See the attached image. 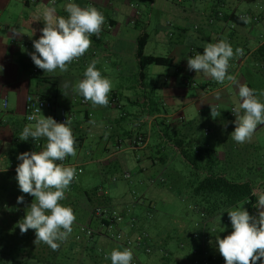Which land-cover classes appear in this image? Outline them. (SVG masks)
<instances>
[{
	"label": "crops",
	"instance_id": "0c3cea01",
	"mask_svg": "<svg viewBox=\"0 0 264 264\" xmlns=\"http://www.w3.org/2000/svg\"><path fill=\"white\" fill-rule=\"evenodd\" d=\"M193 1L0 0V65H3V71L0 72V213L6 206H13L15 209L20 205H30L34 200L33 196L19 190L15 169L21 161L17 157L23 152L42 151L46 139L34 141L29 138L21 141L19 136L26 125L32 124L25 118L27 97L52 95L57 106L64 107L69 114L73 135L76 140L80 139L76 148L83 147L88 139L94 142L91 150L86 153L91 157L90 161L84 163L79 155L75 161L65 159V166L80 168L82 173L70 184L66 198L60 201L74 210L75 227L84 225L80 222L86 221L85 226L95 227L96 234L100 232L93 241L86 242L88 247L94 246L99 256L103 252L111 253L113 249L122 250L112 236L101 234L102 220L100 223V219L93 215L92 208L93 205H102L124 214L125 219L115 230L133 239L143 236L146 238V245L153 247L154 255L151 256H147L143 249L137 250L142 264H181L179 259L184 257L187 258H184L187 264H194L193 257L188 258L186 250L180 247L181 250L178 246L171 247V243L177 237L186 241L190 237L194 239L193 234L200 227L196 226L199 219L195 222L194 219L187 220V217H169L149 226L144 213L138 212L146 207L152 208V212L156 197L164 203L170 202V198L167 199L166 178H163L164 181L160 180V186L156 185L159 175H152L145 180L140 178V196L137 195L138 192L126 191L118 183L134 180L126 171L129 168H122L134 166L129 151L135 154L138 172L144 173L150 168H165L166 173V168H170L172 161L182 157L176 141H182L187 146L188 133L185 131L192 129L191 126L211 109V104L228 110V104L239 101L235 84L227 80L221 84L202 73L188 70L187 58L194 57L197 53L202 54L205 43L226 39L234 50L237 47H242L243 50V55L232 58L230 64L239 58V64L243 67L264 43V0H217L211 11L204 12L195 11ZM242 2H253L258 6L255 11L239 12ZM68 3H76L82 8L96 7L104 15L105 23L98 37H90L92 45L89 50L72 62L67 72L61 73L57 69L53 73H45L34 65L30 56L35 51L33 40L39 39L42 35L40 30L44 27V21L37 18L49 7H55L57 16L67 17L64 6ZM149 9L153 12H148ZM154 10L160 14L155 17L156 20H153ZM232 14L240 17L247 15L250 23L240 25L224 19L226 15ZM190 23L192 24L189 25ZM143 34L149 36L146 55L173 61L171 66H149L144 77L137 57L138 39ZM149 44L164 48V53H147ZM92 60L98 61L96 67L102 76L112 81L107 107H93L91 102L83 105L80 100L84 98L72 91L71 86L84 78L86 67ZM228 72L239 80V70L234 71L230 66ZM64 82L70 85L66 90L67 96L60 87ZM238 82L244 84L241 79ZM132 91H135V96H129ZM44 112H47V117H52L51 111ZM224 115L228 118L231 116L229 111H225ZM179 125L182 128L179 129ZM154 134L157 138L152 143ZM138 137L143 138L141 146L132 144ZM250 141L249 146L252 144ZM233 144V154L228 149L225 153L213 149L218 153V165H230V160L234 165L237 164V150L247 145V142L238 144L233 141ZM206 146L205 148H210L208 144ZM85 164L102 168L88 171L84 168ZM88 172L92 174L91 178L100 180L98 185L87 187L83 177ZM125 174L130 175L129 180L124 178ZM263 183L261 181L259 187ZM106 184L111 186L107 187ZM94 189L98 191L92 192ZM86 192L90 194L89 197ZM21 195L24 196V202L18 204L17 197ZM246 205L249 206L248 203ZM216 217L210 222L201 221L203 228L200 229L208 237L212 251L218 250V245L214 244L212 238L215 232L211 235L209 229L214 222L217 223ZM71 234L76 235L75 231ZM201 241L202 245V238ZM191 242L192 240L189 244ZM216 253L211 252L213 259ZM162 255L168 257L169 261L163 259ZM197 259H202V256ZM95 264L110 263L97 261Z\"/></svg>",
	"mask_w": 264,
	"mask_h": 264
},
{
	"label": "clouds",
	"instance_id": "9594fccd",
	"mask_svg": "<svg viewBox=\"0 0 264 264\" xmlns=\"http://www.w3.org/2000/svg\"><path fill=\"white\" fill-rule=\"evenodd\" d=\"M64 10L67 17L57 16L55 7H49L37 18L44 21V27L39 39L33 40L35 51L30 56L34 65L45 73L57 69L61 73L67 72L69 65L89 50L92 45L90 37H98L105 23L104 15L94 6L82 8L76 3H68ZM241 19L250 23V18ZM241 55V48L234 50L226 39H221L216 43H205L202 54L187 58L188 70L202 73L221 84L227 80L237 86L239 101L231 109L235 128L230 137L238 144L249 142L258 126L264 125V102L259 99L264 96V91L257 95L255 89L239 84L228 72L230 60ZM97 63L92 60L86 67L84 78L71 87L93 107H107L113 85L110 79L102 76ZM2 71L3 65H0ZM60 87L67 96L69 83L64 82ZM210 115L213 119L221 115L217 105L211 104ZM28 119L34 123L23 128L19 139L37 141L44 138L46 144L40 152H23L17 157L21 161L15 169L19 190L34 197L17 226L21 234L34 230L36 245L44 243L56 251L60 247L58 242L65 241L72 233L76 220L73 209L60 203L77 175L75 167L62 163L67 157L77 155L76 138L69 118L63 123L57 122L51 116L42 115L38 107ZM254 195L257 197L254 205L257 215H251L243 206L245 203L238 204L227 210L232 232L223 238L216 236L218 251L225 264H257V261L264 264V190H257ZM23 202V195L17 197L18 204ZM133 258L129 248L113 249L110 253L111 264H131ZM105 259L109 256L106 255Z\"/></svg>",
	"mask_w": 264,
	"mask_h": 264
},
{
	"label": "rangeland",
	"instance_id": "374dc122",
	"mask_svg": "<svg viewBox=\"0 0 264 264\" xmlns=\"http://www.w3.org/2000/svg\"><path fill=\"white\" fill-rule=\"evenodd\" d=\"M217 0H194L193 1V7L195 11L197 12H204V10L211 11L216 6ZM150 6V4L148 3ZM186 5V3H184ZM258 5L253 2H242L241 7L239 9V12H248V11H255L256 7ZM148 12H153V10L149 9ZM160 14L154 10V19L155 17H158ZM194 23V22H192ZM190 23L189 25H191ZM242 48V47H241ZM147 53H156L161 54L164 53V48L156 46L154 44H149ZM239 60V58H237ZM238 60H233L230 66L234 69V71L239 70V80L241 79V83L244 82V84H247L248 87L255 89L257 91V95H259L260 91H264V68L260 66L259 63L252 60L249 61L247 64L245 62V66H240ZM239 83V82H238ZM237 88V86H236ZM234 88H232L233 92ZM135 91L130 92L129 96H135ZM259 99L264 102V96L259 97ZM234 103L228 104L229 109L226 108H218L219 111H221V115L217 117L216 119H213L210 115L211 109L207 110L206 114L200 118L199 121H197L196 124H194L191 130H186V143L187 148L191 147L193 149L200 148L205 149L208 144L210 148L220 150L225 153V150L232 151L233 154V140L230 137V134L234 131L235 128V116L232 113L231 109L234 107ZM131 108V107H129ZM46 111V110H45ZM229 111L231 116L225 117L224 112ZM43 115L47 117V112H44ZM179 129L182 128L181 125L178 126ZM184 132V133H185ZM183 133V134H184ZM176 134V133H174ZM79 135V134H78ZM157 136L153 137V142H156ZM94 142L90 141L89 139L86 141L83 147L76 148L77 149V155L80 156L81 160L90 161L91 157H88L86 153L91 150L93 147ZM249 142H247V145H244L241 147V149L237 150V155L240 158V166L237 169L238 174L240 176V179L246 180H252V181H263L264 180V125L258 126L257 130L253 134V137L250 141L251 146L248 145ZM104 145L105 143H101ZM235 153V152H234ZM129 156L132 158V165L133 167H124L122 168H129L126 171L130 173L131 177L134 178L133 182H118L120 186H122L126 191H134L133 193L138 192L137 195L140 196L142 187L141 184H139L138 180L140 178L146 179L147 177H150L152 175H159L157 176L156 185L160 186V180L165 177L167 180V191L168 196L167 199L170 198V202H162L159 198L156 197L155 206L153 211L151 212L152 208L146 207L145 209L138 210L139 213H144L145 220L149 223V226L155 222H160L162 220H167L169 217L172 219H182L187 217V220H195V222L199 219L201 221L200 215L195 210L194 203L196 199L192 196V188H191V182L194 179L193 177V169L191 166L183 160L182 157H178L172 161V164L170 165V168L166 173L165 168H155V169H149L147 172L140 173L138 172V168L136 165H138V162H136L135 154L132 151L128 152ZM77 155L73 158L71 156L67 157L70 160L75 161ZM90 159V160H89ZM160 167V166H159ZM84 168H87L88 171H91L92 168H102L101 166L93 165V164H85ZM105 168V167H104ZM226 168H217L218 171H224ZM164 174V175H161ZM92 174L90 172L87 173L83 177V179L87 182V187H93L100 183V180L96 179L94 177H90ZM161 175V176H160ZM159 177V178H158ZM162 177V178H160ZM88 180L90 182H88ZM264 182V181H263ZM107 187H110L111 184H106ZM105 185V186H106ZM108 189V188H107ZM112 188H110L111 190ZM257 190H264V183L258 186L256 188ZM114 190V189H113ZM185 201V202H184ZM244 204V203H241ZM251 215H256V208L254 209L250 205H246V203L243 205ZM150 210V211H149ZM229 210V209H228ZM94 212V208H92V213ZM254 213V214H253ZM0 216L2 215V211L0 213ZM95 216V215H94ZM153 218V219H152ZM217 223L214 222V225L209 227L211 229L210 233L215 232V235H213V241L214 244H217L216 242V236L219 235L221 238L229 235L232 232V226L231 222L228 217L227 210L222 212L221 214L217 215L216 217ZM186 220V221H187ZM80 223H83L85 225L86 221H81ZM78 228V229H77ZM94 231H96L95 227H91ZM30 231H34L32 229H29ZM79 227L73 226L72 233L78 232ZM35 234V231H34ZM73 236V234L69 235V237ZM75 238L77 235H74ZM192 240V242L189 244V242ZM202 241L194 240L190 237L189 240L186 241V239H182L177 237L175 241L171 243V247L177 248V246L182 248L183 250H186L188 253L187 257L191 258V256L194 259V264H225L224 258L220 255V253L217 255V251H212L209 246L206 248V250L201 245ZM69 242L66 243V248L68 247ZM180 248V249H181ZM181 249V250H182ZM214 254L216 253V256L211 257V252ZM186 253V254H187ZM108 255L109 253H106ZM202 259H197L201 258ZM145 257V256H143ZM186 258V257H184ZM184 258L179 259V263L181 264H187L184 260ZM183 259V260H182ZM187 259V258H186ZM78 262L80 264H93L92 258L90 257V253H83L78 254ZM191 262V261H189ZM192 264V263H190ZM257 264H262V261H257Z\"/></svg>",
	"mask_w": 264,
	"mask_h": 264
},
{
	"label": "trees",
	"instance_id": "16d2710c",
	"mask_svg": "<svg viewBox=\"0 0 264 264\" xmlns=\"http://www.w3.org/2000/svg\"><path fill=\"white\" fill-rule=\"evenodd\" d=\"M241 18L242 16L240 17L235 14L226 15L224 17L225 20H230L240 25H246ZM148 39L149 36L147 34H143L138 39L137 57L139 59L142 77H144V72L149 66H171L173 64V61L169 58L146 55L145 49ZM252 60L259 63L260 66L264 68V43L260 45ZM40 98L52 101L57 105V101L52 95L42 94L40 95ZM79 140L80 139L76 140V145ZM176 146L180 149L183 159L193 169L194 179L190 186L192 188V196L196 199L194 203L195 210L200 215L201 221L210 222L212 218L221 214L225 210L232 209L241 203H248L251 207H254L257 201V197L254 195V190L258 188L261 181H245V179H240L236 169L240 166V158L238 155L236 158L237 164L234 165L230 160V165L229 163L227 165H218V153L211 148H187L182 141H176ZM233 166L236 168H231ZM217 168L226 169L224 171H218ZM96 191L98 190L94 189L92 192ZM67 193L68 191L65 195ZM86 195L89 197L90 194L86 192ZM28 206V204H24L14 207L15 209H13V206H6L3 208L2 212L4 216H0V264H80V262H78V254L80 253H90V257L94 264L97 261H99V263L103 261L111 264L110 253L107 255L109 256V259H105V252L101 253L99 256L96 253V248L94 246L88 247L89 245L86 243L93 241L100 232L98 234L95 233L90 240L82 238V240L78 241L75 236L68 237L65 241L58 242L60 243V247L56 251H53L44 243L36 245L34 243V231L28 230L27 233L21 234L20 229L17 226L18 221L24 218ZM93 208V215H95L94 213L98 208L110 209L102 205H93ZM122 217L124 220V214H122ZM101 220L102 226L105 225L109 227L112 224L106 219H100V223ZM201 221L196 223V226L200 225V227L195 230L193 238L194 236V240H201L202 238V247L206 250V248L210 246V241L200 230L203 228ZM89 227L91 228V225ZM116 232L122 233L117 230ZM77 233L78 232L76 231V235ZM126 236L132 238L129 235ZM140 237L143 238V241L140 246L135 247V256L138 258L137 250L141 249L144 250V253L147 256L154 255L153 247L146 245L145 237ZM67 242H69V244L66 248L65 245ZM120 246L122 247V250L125 248L122 245ZM148 250L150 252H148ZM164 255H162L163 259L169 261V258ZM138 261L139 264H142L139 258Z\"/></svg>",
	"mask_w": 264,
	"mask_h": 264
},
{
	"label": "built area",
	"instance_id": "2783aa9c",
	"mask_svg": "<svg viewBox=\"0 0 264 264\" xmlns=\"http://www.w3.org/2000/svg\"><path fill=\"white\" fill-rule=\"evenodd\" d=\"M244 18H248L249 16L244 15L242 16ZM81 103L83 105H87L88 102H86L84 99L81 100ZM7 104H5V107ZM41 109V113H43L45 110H49L52 112V117L60 123H63L67 118H69V114L67 110L64 107L57 106L54 102L49 101V100H43L40 97H35V96H28L26 99V104H25V118L28 123H34V121H30L28 117L30 115H33L35 113V110L37 108ZM70 119V118H69ZM143 138L138 137L136 140L132 142L133 145L135 146H141L143 145ZM65 164V160L62 162ZM82 173V170L80 168H77V175H80ZM124 178L127 180L130 179L129 174H125ZM76 179V178H75ZM74 179V181H75ZM73 181V183H74ZM95 217L98 219H106L110 221L112 224L111 226H105L103 225L101 227L102 233L104 234H109L112 236V238L115 239L116 242H118L120 245L124 246L125 248H129L133 252V260L131 264H139L138 258L134 254V249L136 246H140L142 244L143 238L138 236L137 238H129L123 233L116 232L115 227L118 223H121L123 221V217L121 212L115 210V209H103V208H98L95 211ZM95 234V231L90 228L89 226L82 225L79 227L78 233H77V240L80 241L82 238H86L90 240ZM148 252H150L148 250Z\"/></svg>",
	"mask_w": 264,
	"mask_h": 264
}]
</instances>
